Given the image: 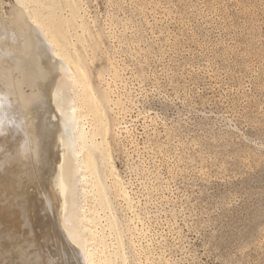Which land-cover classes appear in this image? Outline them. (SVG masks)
I'll use <instances>...</instances> for the list:
<instances>
[{
  "label": "rangeland",
  "instance_id": "374dc122",
  "mask_svg": "<svg viewBox=\"0 0 264 264\" xmlns=\"http://www.w3.org/2000/svg\"><path fill=\"white\" fill-rule=\"evenodd\" d=\"M1 1L0 30L16 41V0ZM66 1L54 0L52 18L112 100L104 103L110 150L132 197L128 209L106 181L112 214L101 210L97 229L110 215L120 233L105 230L109 251L121 242L131 264H264V0H78L81 21ZM29 24L32 47L45 51L22 56L0 45L8 50L0 49V124L20 143L0 127V264H59L68 255L61 264H81L55 224L54 146L42 134L50 122L38 89L51 53ZM86 191L81 208L94 209Z\"/></svg>",
  "mask_w": 264,
  "mask_h": 264
},
{
  "label": "bare ground",
  "instance_id": "6f19581e",
  "mask_svg": "<svg viewBox=\"0 0 264 264\" xmlns=\"http://www.w3.org/2000/svg\"><path fill=\"white\" fill-rule=\"evenodd\" d=\"M66 2L67 1L65 0V3ZM32 3H33V5H31ZM3 4H4V2L1 1L0 2V12H2V13H3V11H1L2 10L1 7L3 6ZM53 4L55 5L54 0H16V4L12 5V7H11L12 12L10 11L12 14L11 16H14V19H11V21H12L11 24L13 26L18 25L21 27L20 30H22V31L21 32L19 31V32H20V35L23 36V38L25 39L24 40L25 42L22 41V42H24L23 45L20 44L22 42H18L19 41L18 38L20 36L19 34H18L19 36H18L17 40L16 41L13 40V38L17 37L16 33H15L16 36L13 37L12 40H10L9 37H11V34H13V33H9L10 34L9 37L5 36V35L3 36V33L8 34V32H7V31H9L8 30L9 28H8V29H6L7 30L6 32H4L3 30H2L3 32H1V30H0V34L2 33V39H0V45L6 49L14 50V52H16V54H17V52H20V53L23 52V53H25V55L31 54L32 52L34 53L35 49H36L35 46H39V48H40V44L37 43L38 45H35L33 48L31 38L28 37L27 30L30 27L29 23H32L35 26V27L33 26V28L34 29L38 28V30H39L38 35L40 37H38V39L41 38L42 39L41 41H44V43L47 47L46 49H48L47 52L49 51L51 53V54L49 53L50 56H46V54L43 53V58L40 61L41 62L40 64L42 67L41 73H43V75H42L43 79L41 80L42 83H41V81H40L41 84L39 83L40 88L38 87V89H40V92L44 93V96H45L44 98H46V104L48 105V108H47V111L45 112L46 113L45 116H48V120H49L50 124H49V127L47 126L48 129L43 126L45 128V129L43 128L44 131H43V129H40L39 131L42 130L43 131V132L41 131L42 134L46 137L48 136V138H49V136H51V140H52V143L54 146V157H53L54 159H53V163H52V169H51V173H50V181L48 182V185L50 187L51 197H52V201L54 204L55 224L57 225L58 231H59L60 235L62 236L65 244L73 250L72 257L82 259L83 263H81L82 262V260H81L80 261L81 264H131L128 256L122 250L123 248H122L121 242H120V248L119 249L117 248V251H115L114 249H113V251H109V249H108L109 247H108V245L104 239L105 234L108 233L109 231H110L111 235H114L117 237H119V234H120L115 220L110 215H108V214H112V207L110 205V199L108 196L109 191H108V187L106 185V181L110 180L109 182H111V186L115 189L117 195L121 196L122 199L125 201L126 207L128 209L132 207V197L130 195V192H129L127 186L125 185V181H124L123 177L119 173V170L115 164V161L113 160L111 150H110L109 138H110V134H111L110 133L111 127L113 125L112 126L110 125L111 120H109L108 116L105 113L104 103L107 102V104H109V103L111 104L112 100L111 99L108 100L107 97L105 96V94H103V93L100 94V92L97 91L96 87L93 85L92 81L90 80V78L87 74V71L84 67L85 65H83L84 62L83 63L81 62V59H80L81 55L79 56L77 49L74 47L75 45L69 46L67 44L65 33L63 32V29L61 28V26L60 27L56 26V24L54 23L55 20H53V18H52V13L54 11L51 10V9H53ZM67 4H68V2H67ZM69 5H68V7L70 9H72L71 10V16L73 17V19H76L79 21L81 16H82V15L78 14L79 12H77L78 11L77 9H79V11H80V9L82 8L79 1L78 0H69ZM69 13H70V11H69ZM72 17L70 18V20H72ZM81 20H82V18H81ZM73 23H75V22H73ZM0 25H1V23H0ZM8 25L9 24H7V27H8ZM3 26H4V23H3ZM3 26H1V27L3 29H5L6 25H5V27H3ZM77 26L80 27L81 25L80 26L77 25ZM84 27H85V25H84ZM14 28H16V27H14ZM11 29H10V31H11ZM16 29H19V27ZM29 29L31 30L32 28H29ZM24 30H25V32H24ZM66 30H68V29H66ZM28 32H30V31H28ZM85 33H86V31H85ZM78 34H79V32H78ZM19 39L21 41V37ZM38 42H39V40H38ZM70 44H72V43L70 42ZM39 48H38V51H39ZM6 49H4V50H6ZM40 49H42V48H40ZM1 50H3V49H1ZM4 50L2 52H4ZM42 50L45 51V47ZM6 52H8V50H6ZM12 52L13 51H11V53ZM23 53H22V56H23ZM37 53L42 54L41 50ZM0 54H1V52H0ZM12 54H14V53H12ZM13 63H16V62H13ZM16 64L15 65L11 64V65H14L15 67H17L18 65L16 66ZM14 66H12V67H14ZM12 67L10 66L9 68L12 69ZM14 70H15V68H14ZM12 79H13V76H12ZM6 81H8V80L6 79ZM8 82L11 83L12 81L9 80ZM9 83H6V85H8ZM11 85H12V83L10 84V86ZM10 86H6V87L11 88ZM26 87H28V86H26ZM22 90L20 89V91H22ZM25 93H27V92H25ZM42 96H43V94H42ZM40 106H43V104ZM45 107H46V105H45ZM28 108L29 107H27V109ZM41 119H43V117ZM45 119L46 118H44L43 120H45ZM2 120H3V117H0V123L1 122L3 123ZM33 123H31V124H33ZM39 123L41 124V122H39ZM31 124H30L31 128L30 127L28 128L29 129L28 134L35 132L34 130H32L35 127H34V125L31 126ZM36 124L38 125V123H36ZM43 124L44 123H42V125ZM10 125L11 124H9V126ZM1 126H2V124H0V127ZM4 126H6L8 128V129L6 128V130H7L6 133H8L10 127H8V125H4ZM4 126H2V127L5 128ZM38 126H40V125H38ZM3 128H0V129H3ZM12 128H13V126H12ZM12 128H10V130ZM40 128H42V127L40 126ZM16 132H17V130H16ZM6 133H5V136L7 137ZM11 134H13L12 130H11L10 135H9L10 137L8 136L9 137L8 139L11 141H14L15 139L13 140V137L11 136ZM42 134L39 137H42ZM34 135H37V138L39 139V137H38L39 134L36 133ZM31 136H32V134H31ZM37 138H36V140H37ZM4 139H6V138H4ZM17 139L18 138H16V140ZM1 141H4L3 143L6 144L8 140L5 143V140H3V138H1ZM14 142H13V144L10 142L11 146L15 145V147H16L17 142L15 144H14ZM18 143H19V141H18ZM7 147H9V146H6V148ZM10 147H9V149H10ZM12 147L15 148L14 146H12ZM2 148H5V147L3 146ZM2 148L0 146L1 151H2ZM13 148L11 150H13ZM17 148H21L20 145H17ZM23 149H22V151H24ZM6 150H8V149H6ZM19 150H21V149H19ZM19 150H14L12 152L17 151V152H15L17 155ZM12 152H10V153H12ZM26 152L27 151L25 150V154L27 155L28 153H26ZM3 153H4V155L6 154L5 156L8 158L7 152L3 151ZM23 153H22V156L25 155V154L23 155ZM0 155H1V153H0ZM13 156H15V155H13ZM19 156H20V153H19ZM1 157H3V155H1ZM21 157H20V159H21ZM24 157H22V158H24ZM13 158H15V157H13ZM5 161H6V159H5ZM18 162H21V160L18 159ZM18 162H17V165L20 164V163L18 164ZM6 163H7V161H6ZM21 163H22V165L25 166L24 161ZM1 164H3V163L1 162ZM1 164H0V166H2ZM10 164H11V162L7 163L5 165H8V167L13 165V164H11V165ZM14 166H11V168ZM6 167L7 166H5V168ZM21 169H22V167L20 168V170ZM5 170H7V169H5ZM13 171L19 172V171H15V170H13ZM5 172H3V173L5 174ZM22 172H24V171H22ZM9 175H10V172H9ZM11 175H13V174H11ZM0 176H3V174L1 173ZM14 177L16 179L17 175H15ZM22 178H18L17 183L19 182V179L21 180ZM11 179L12 178H9V181H11ZM13 181H14V179H13ZM11 186H12V184H11ZM89 188H91V190L94 194L93 196H94L95 202L94 201L93 202L95 203L96 207H97V205L99 207L96 208L94 206V209L90 208L89 210H84L81 208V202H80L81 198L80 197L84 196L83 193ZM111 194H114L113 191ZM121 197H120V200H121ZM46 202H48V201H46ZM47 204L48 203H46V205L45 204L44 205L47 206ZM0 205H1V203H0ZM5 209H6V207H5ZM48 209H49V206H48ZM105 209H107V211L109 212L107 214L106 213L107 211H104V213L108 215V217L106 218L107 222L105 223L106 228L103 227L102 229L100 228L101 230H98L97 229L98 219L101 216L100 215L101 210H105ZM45 212L48 213L49 210L48 211L45 210ZM1 215H2V213H1ZM6 215H8V214H6ZM125 220H126V218H125ZM135 221H137V220H135ZM10 222H12V221H10ZM4 223H6V222H4ZM15 224H16V222H15ZM14 226H16V225H14ZM106 229H108L109 231H107L105 233ZM15 232H17V231H15ZM64 255H66V254L64 253ZM64 255L62 256L63 258H64ZM59 256H61V255H59ZM72 257H71V261H72ZM65 258L69 259L70 257L68 255V257L65 256ZM65 258H64L63 262H65L67 260V259L65 260ZM71 261H69V263ZM60 262L63 263L62 260ZM61 263H59V264H61Z\"/></svg>",
  "mask_w": 264,
  "mask_h": 264
}]
</instances>
